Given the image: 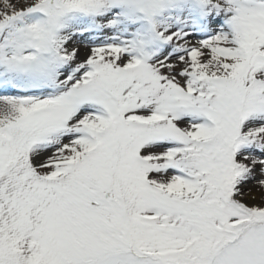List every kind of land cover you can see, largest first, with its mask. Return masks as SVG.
Instances as JSON below:
<instances>
[{"label":"snow or ice","instance_id":"1","mask_svg":"<svg viewBox=\"0 0 264 264\" xmlns=\"http://www.w3.org/2000/svg\"><path fill=\"white\" fill-rule=\"evenodd\" d=\"M0 264H264V0H0Z\"/></svg>","mask_w":264,"mask_h":264}]
</instances>
